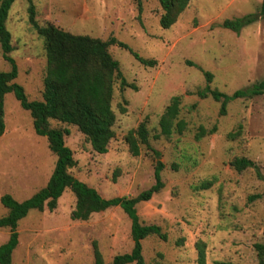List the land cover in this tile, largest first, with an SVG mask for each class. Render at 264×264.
<instances>
[{"label": "rangeland", "instance_id": "1", "mask_svg": "<svg viewBox=\"0 0 264 264\" xmlns=\"http://www.w3.org/2000/svg\"><path fill=\"white\" fill-rule=\"evenodd\" d=\"M31 1L40 26L52 23L103 40L113 36L154 61L143 64L127 49L109 47L135 88L121 90L119 80L114 82L115 135L107 152H94L77 127L50 120L51 127L69 130L64 142L76 160L70 173L104 198L135 196L150 187L156 162L151 149L160 152L163 187L136 209L141 223L159 225L167 238L141 241L145 264H197V242L204 244L205 264H257L254 244H264V92L228 101L223 115L220 101L200 92L208 83L205 72L212 75L210 88L227 95L264 80V20L257 14L264 0H190L169 28L159 24L158 0H140L141 9L137 0ZM28 7V0H14L5 25L17 66L15 82L35 100L41 98L46 56ZM249 15L255 18L238 31L222 25ZM9 68L0 47V71ZM173 96L180 99L176 120L185 126L164 136L159 119ZM3 119L0 218L8 211L1 197H31L47 183L56 159L12 92L4 95ZM142 121L150 147L141 145L132 155L125 135ZM236 157L252 165L237 171L230 165ZM205 182L208 188H200ZM74 205L67 188L54 210L30 209L17 225L12 264H94V244L105 263L131 250L130 219L120 207L83 221L71 219ZM9 234L8 227H0V245Z\"/></svg>", "mask_w": 264, "mask_h": 264}, {"label": "trees", "instance_id": "2", "mask_svg": "<svg viewBox=\"0 0 264 264\" xmlns=\"http://www.w3.org/2000/svg\"><path fill=\"white\" fill-rule=\"evenodd\" d=\"M14 0H0V47L2 57L9 62V70L0 71V136L4 131L3 98L6 93L12 92L20 106L29 111L32 126L36 134L47 139L48 148L55 155L53 171L47 183L31 197L18 201L10 194L1 197L2 204L8 209L0 218V227H8L10 234L7 241L0 245V264H12L11 255L18 244V222L30 209L38 211L46 207L49 211L57 207V201L65 189L69 188L75 196V205L70 212L73 220H88L93 213L104 211L111 207H120L130 219V236L133 242L129 252L116 254L111 261L104 262L102 255L94 244V264H145L142 255L141 241L148 236H157L166 240L167 235L157 224H143L139 220L136 205L148 201L163 187L161 171L164 167L160 161V152L151 149L156 157L154 165V183L135 196L102 197L95 188L77 179L70 173L76 160L72 150L64 142L69 133L67 128L51 127L50 120L73 125L84 135L91 149L99 154L107 152L108 144L114 137L113 125L116 115L112 108L113 85L119 80L120 89L135 86L128 83L123 76L119 62L109 52L111 45L127 49L143 64H153L151 59H145L130 50L124 43L113 36L108 39L91 37L85 34H73L52 23L43 26L35 20V9L31 0H28L29 22L36 32L43 38L46 69L43 77V89L40 99L29 100L23 87L15 82L17 66L9 55L12 50L11 35L5 22L8 10ZM138 6L140 8V0ZM162 12L159 15V24L162 28H169L178 16L188 6L190 0H158ZM141 9V8H140ZM258 16L264 20V1L260 4ZM254 16L243 19H226L222 25L238 31L242 24L250 22ZM207 82H211L212 75L204 73ZM206 84L200 95L205 97L209 93L215 101H220V114H225L226 103L235 98H248L264 92V80L245 89H239L227 95L217 89H211ZM179 96H173L165 107L159 119L160 134L169 136L174 131L181 132L184 121L176 120L179 113ZM123 111V108H122ZM129 151L132 155L140 153L141 145L150 147L149 130L146 121L139 123L136 129L125 135ZM237 171H242L252 165V161L245 157H236L231 162ZM209 182L200 185L208 188ZM264 236V231H263ZM177 241L176 244H180ZM197 264H205L204 244L197 242ZM254 248L258 262L264 264V244L255 243ZM215 264H228L215 262Z\"/></svg>", "mask_w": 264, "mask_h": 264}]
</instances>
